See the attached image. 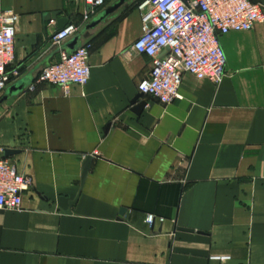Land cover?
Wrapping results in <instances>:
<instances>
[{"label": "crops", "instance_id": "crops-1", "mask_svg": "<svg viewBox=\"0 0 264 264\" xmlns=\"http://www.w3.org/2000/svg\"><path fill=\"white\" fill-rule=\"evenodd\" d=\"M143 1L87 33L90 82L66 93L36 81L67 54L69 40L51 41L59 21L79 22L86 6L0 0V16L18 19L9 71L21 76L8 88L31 78L0 105V157L35 180L22 210H0V264H264V22L221 38L220 85L185 74L182 100L143 99L137 114L152 69L151 57L132 51ZM149 215L164 221L150 227Z\"/></svg>", "mask_w": 264, "mask_h": 264}, {"label": "built area", "instance_id": "built-area-1", "mask_svg": "<svg viewBox=\"0 0 264 264\" xmlns=\"http://www.w3.org/2000/svg\"><path fill=\"white\" fill-rule=\"evenodd\" d=\"M77 1L87 8L82 19L57 31L51 38L53 46L60 47L76 36L107 0ZM138 10L142 36L133 44L132 51L152 58L149 77L139 84L138 91L143 99L151 98L165 106L182 100L185 74L220 85L227 62L221 38L232 32H249L264 22V7L257 0H144ZM17 21L16 16L7 12L0 16V98L21 76L20 69L9 71L14 61ZM92 51V43L86 42L73 54H64L58 63L42 70L36 84L62 87L66 93L73 86H87ZM34 187L32 176L21 173L10 160L0 157V210H22L24 194ZM156 221L162 223L164 219L146 217L150 227ZM212 259L227 262L231 258Z\"/></svg>", "mask_w": 264, "mask_h": 264}, {"label": "water", "instance_id": "water-1", "mask_svg": "<svg viewBox=\"0 0 264 264\" xmlns=\"http://www.w3.org/2000/svg\"><path fill=\"white\" fill-rule=\"evenodd\" d=\"M131 0H120L113 6L103 10L100 14H98L95 18L89 22L83 30H81L76 36H74L71 40H69L66 45L64 46V49H66V52L68 55L73 54L76 52L81 46L83 38L86 37L87 33L91 30L96 29L99 27L102 23L106 22L110 17H112L120 8H122L124 5H126ZM58 14H52L47 16V20L52 21L54 20ZM68 20L63 19L59 21V31L65 29L67 26ZM31 83V78H25L19 82H17L15 85L9 87L5 94L0 98V105H2L4 102L9 100L10 98L20 94L22 91L25 90V88ZM133 104H136L135 112L137 114H140L147 106V102L143 100V95L139 94ZM17 152L11 151V150H5L4 156L9 157L10 155L16 154ZM94 157L88 156L85 158L84 164H83V172H82V184H84L87 175L90 171L91 165L93 163ZM122 214L124 213V210L121 211Z\"/></svg>", "mask_w": 264, "mask_h": 264}]
</instances>
